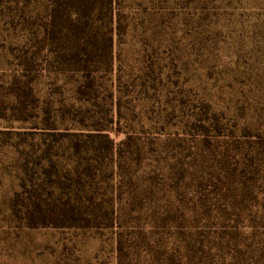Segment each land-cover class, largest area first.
Instances as JSON below:
<instances>
[{
	"label": "rangeland",
	"instance_id": "1",
	"mask_svg": "<svg viewBox=\"0 0 264 264\" xmlns=\"http://www.w3.org/2000/svg\"><path fill=\"white\" fill-rule=\"evenodd\" d=\"M115 9V227L17 220L19 161L0 135V264H264V0ZM12 53L0 36L5 83Z\"/></svg>",
	"mask_w": 264,
	"mask_h": 264
},
{
	"label": "trees",
	"instance_id": "2",
	"mask_svg": "<svg viewBox=\"0 0 264 264\" xmlns=\"http://www.w3.org/2000/svg\"><path fill=\"white\" fill-rule=\"evenodd\" d=\"M115 0H0L17 69L0 77L1 131L19 161L13 216L29 229L115 227Z\"/></svg>",
	"mask_w": 264,
	"mask_h": 264
}]
</instances>
